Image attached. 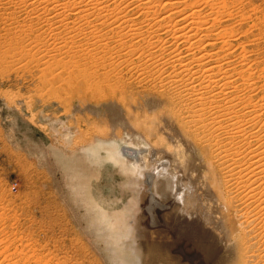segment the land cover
<instances>
[{
  "label": "bare ground",
  "instance_id": "1",
  "mask_svg": "<svg viewBox=\"0 0 264 264\" xmlns=\"http://www.w3.org/2000/svg\"><path fill=\"white\" fill-rule=\"evenodd\" d=\"M171 1L174 0H0V21L19 24L28 20L42 31L52 33L56 41L63 40L60 28L65 23L64 28L70 31L69 40L76 45L85 43L80 34L96 35L93 45H86L115 50L116 57L110 62L101 57L92 60L105 63L101 70L116 66L134 74L137 87L148 89L155 99L165 101L166 115L181 132L179 138L168 135L166 141L160 138L155 141L150 138L148 128L146 133L142 131V121L136 120L130 133L124 130L128 123L126 116L117 120L107 117V132L98 131L72 158L57 155L72 183V193L92 214L89 224L97 237L109 245L106 250L110 258L120 264H264V84L261 86L254 80L256 62L252 63L253 56L249 55L252 51L248 53V48H253L248 45L253 41L246 45L249 37L238 33L237 37L230 36L233 41H228L235 28L227 30L230 26L225 21L232 20L233 14L219 19V9L227 5L225 1H211L225 4L219 7V15L217 11L210 12L215 11L211 2L212 10H207L210 0H205V5L201 2V7L196 5V9L190 7L191 3H185L186 7L181 0L185 8L194 9L191 12L188 9L189 13L176 7L180 0ZM76 22L85 25L75 30ZM222 23L227 26L222 27ZM101 27L107 31L103 32ZM62 43L55 42L56 52L65 48V45L58 47ZM257 66L260 67L259 63ZM92 75L87 80L78 79L85 81L86 85H79L88 88L87 97L125 100L118 87L120 80L113 82L106 75L100 82ZM145 83L148 86L144 87ZM121 106L126 108L125 104ZM118 125L130 135L125 142L137 147L117 145V140L124 139L122 132L117 135ZM141 136L152 148L141 147L137 141ZM185 144L189 146L187 150L198 149L202 158L206 155L203 162L211 163L216 180L209 184L210 189L204 190L206 176L195 184L201 176L198 170L189 179L184 172L173 169L168 172L165 162H160L162 157L155 152L164 149L175 157L182 155L180 147ZM100 150L117 163L129 181L127 187L143 195L146 188L159 186L172 201L159 204V210L149 211L154 198L145 200L143 196L139 211L130 210L120 223L107 220L85 186L93 171L88 154L99 155ZM213 193L217 199L223 196L228 214L214 211L216 207L207 202V198L213 199ZM144 212H149L151 220L147 227L143 223ZM219 228L224 230L222 239L220 231L217 232Z\"/></svg>",
  "mask_w": 264,
  "mask_h": 264
},
{
  "label": "rangeland",
  "instance_id": "2",
  "mask_svg": "<svg viewBox=\"0 0 264 264\" xmlns=\"http://www.w3.org/2000/svg\"><path fill=\"white\" fill-rule=\"evenodd\" d=\"M199 1L195 3L196 0H182V3L187 5L191 3L190 7L196 9V5L201 7L205 3V0ZM211 1L214 0L208 1L207 5ZM222 1L227 5H220ZM222 1H219V5L214 4L218 2L216 0L211 2L217 8L215 6L212 8L210 4L207 10L212 8L215 11L210 12L217 11L219 15L218 9L223 6V9H219L221 14L218 18L227 17L229 13L233 14L231 21H228L229 18L225 21L228 27L230 26L227 30L231 31L232 28L236 30L233 29V33L236 34L228 35L229 39L230 36L237 37L241 34L243 37L245 35L249 37L246 45L249 41H253L248 46L254 49L248 48V53L253 52L249 55L253 56L250 55L252 63L256 62L253 63L254 80L262 86L264 84V0ZM176 3V7L182 8L179 10L184 9L183 11L186 10L187 13L194 10L190 7L185 8L186 4L183 5L181 0ZM224 8L229 9V12L224 11L226 10ZM222 10L226 12L225 15ZM162 14L164 13L161 12ZM0 22V253L3 252L0 254V264L2 261L6 264L9 260L7 264L11 262L14 264H120L114 258H110L106 250L109 245L97 237L94 227L89 224L92 222V214L79 204L72 193V183L57 155L72 158L79 147L87 144L98 131L107 132L105 126L107 117L110 120H117L126 116L128 123L125 124L124 130L130 133L134 131L135 121L140 120L141 128L145 129L142 131L146 133L148 128L150 138L155 141L159 138L166 141L168 135L179 138L181 132L166 115L165 101L155 99L150 91L148 93V89L137 87L138 80L134 74L116 66L101 70L105 63L92 60L93 57H101L106 62H110L116 57L115 50H100L99 46L88 47L96 41V35L80 34L81 40L85 43L76 45L70 42L67 35L70 31L64 28L65 23L60 28L62 32L60 37L63 40L56 41L52 33L42 31L40 26L28 20L19 24ZM219 22L215 23L216 27ZM84 25L76 22V28H72L78 30L77 28ZM227 25L222 23L221 26ZM101 29L103 32L107 31L104 27ZM54 41L56 43L62 41L63 43L58 47L65 45V48L56 52ZM52 56L55 57L51 59L53 62L50 60ZM59 57L63 62L62 65ZM58 62L60 68L57 67ZM90 74L97 77L100 82L106 75L113 82L120 80L118 87L124 93L125 100L109 96L100 100L87 97L88 88L85 86V81L82 83L80 80H87ZM80 83L85 85L81 87ZM122 83L127 85L124 86ZM77 84H80V87ZM146 86L148 83L144 84V87ZM95 103L97 105H94ZM122 104L126 105L125 109ZM115 128L117 135L122 132L124 137L116 141L117 145L120 147L127 145L125 139L128 140L130 135L120 130L119 125ZM141 137L137 140L140 141L141 147L152 148L145 138ZM129 145L132 148L136 146L132 144L127 146ZM188 147L186 144L180 147L183 151L182 155L179 153L175 157L169 156L163 148V150L155 149V152L162 157L160 162H165L164 168L168 172H172V169L177 173L184 172L189 179L190 174L198 170L197 173L201 176L193 181L198 184L206 176L205 181L208 182L204 190H208L209 184H213L215 179L212 165L206 160L207 164L203 162L206 155L202 158L198 149L190 147L187 150ZM88 158V164H92L89 166L93 171L85 184L87 193L101 208V214L112 223L116 224L117 221L120 223L122 217L125 218L124 215H129L130 210L139 211L143 196H146L145 200L152 196L154 198L152 200L156 201L149 203V211L159 210V204L166 205L165 203L172 201L168 199L170 195L159 186H154L152 190L146 188V195H141L138 190L127 187L129 183L127 177L114 160L107 159L103 150H100L99 155L88 154ZM153 168L156 170L157 164ZM222 197L217 199L214 194L213 199L207 198V202L216 207L214 211L228 214L229 209L225 207V200ZM143 217L145 227L149 226L151 221L149 212L148 214L144 212ZM161 228L163 227L158 229ZM222 230L219 228L217 231H220L221 239L224 236ZM120 231L122 228L118 232ZM222 247L225 249L226 245Z\"/></svg>",
  "mask_w": 264,
  "mask_h": 264
}]
</instances>
